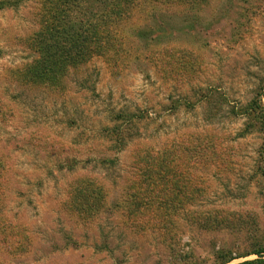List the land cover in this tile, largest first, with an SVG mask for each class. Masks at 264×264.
Here are the masks:
<instances>
[{
	"label": "rangeland",
	"instance_id": "374dc122",
	"mask_svg": "<svg viewBox=\"0 0 264 264\" xmlns=\"http://www.w3.org/2000/svg\"><path fill=\"white\" fill-rule=\"evenodd\" d=\"M2 1L0 264H216L264 247V129L247 112L264 93V0H140L105 23L109 54L57 87L22 74L44 0ZM145 152L191 156V185L208 187L165 230L127 209ZM81 184L97 197L79 214Z\"/></svg>",
	"mask_w": 264,
	"mask_h": 264
},
{
	"label": "trees",
	"instance_id": "16d2710c",
	"mask_svg": "<svg viewBox=\"0 0 264 264\" xmlns=\"http://www.w3.org/2000/svg\"><path fill=\"white\" fill-rule=\"evenodd\" d=\"M138 1L140 0H44L42 29L32 38L31 43L38 58L22 72L25 82L57 87L58 80L69 69L79 67L95 54H109V46L114 42V36L105 23H119L127 19L132 15ZM8 3L10 1H2L0 7ZM263 94L262 89L259 94L260 103L255 100L247 109L250 118H254L262 129ZM145 153L138 157L137 173L128 187L127 209L132 217L146 219L144 226L162 228L163 225L165 230L166 226L173 224L174 214L178 211L187 212L193 203V197L200 196L208 187L191 185L194 176L189 170L193 162L191 156L181 153L182 156L173 157L171 160V156L161 152ZM182 164L183 170L178 176L176 167ZM169 173L172 185L167 187L165 182ZM82 185L76 187V191L74 189L75 193L71 197V205L74 202L83 205V209L78 210L79 214L92 208L89 198L95 200L97 197L94 193V190L97 192L95 187L88 184L94 189L90 195ZM250 255H257L258 258L241 264H264V247H255L238 257H234L233 253L220 251L216 264H228L237 258Z\"/></svg>",
	"mask_w": 264,
	"mask_h": 264
}]
</instances>
